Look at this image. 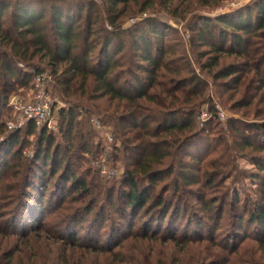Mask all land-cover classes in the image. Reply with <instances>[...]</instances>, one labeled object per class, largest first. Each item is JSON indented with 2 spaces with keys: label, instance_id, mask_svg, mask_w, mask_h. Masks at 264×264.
<instances>
[{
  "label": "rangeland",
  "instance_id": "1",
  "mask_svg": "<svg viewBox=\"0 0 264 264\" xmlns=\"http://www.w3.org/2000/svg\"><path fill=\"white\" fill-rule=\"evenodd\" d=\"M4 1L11 4L17 0ZM77 1L91 2L101 8L102 1L107 2ZM164 1L128 0L118 4L117 10L122 12L120 20L124 29L142 24L147 18L155 19L160 30H164L163 44L170 53L167 60H172L171 69L181 70L180 78H191L188 72L192 71L204 85L203 95L198 100L201 102L195 108L197 138L189 140L182 153L176 155L181 165L189 163L191 167L195 165L183 156L186 152L196 155L200 171L190 176L198 179L200 184L176 193L173 174L163 178L149 192L150 199L178 197L185 216L182 213L173 224L169 214L159 229V223L149 219L150 216L144 220L145 211L134 216L136 212L126 207L124 195L128 187L125 173L133 170L139 157L122 151L121 133L116 131L112 123V108L109 109L115 103L109 105L106 99L91 100L93 95L90 92L82 98L66 97L53 80L48 93L52 102L53 127L50 131L47 129L53 145L48 157L54 156L58 146L59 150L67 146L58 133L59 110L76 108V121L80 126L74 128L72 141L75 142L76 132L83 134L89 129L90 154L81 156L78 163L70 161L69 169L88 186L94 180L93 184L103 186L105 193H98L99 190L92 191V195L73 193L70 182L62 179L68 166L66 159L59 167L51 160L36 162L34 156L39 132L28 137L22 130L18 133L17 145L9 155L6 154L4 144L12 132L19 130H9L7 124L19 116L18 105L31 100L32 93L12 86L7 91L6 104L0 108V264H8L7 254L13 256L11 264H224L226 260L233 264H264V250L256 243L262 240L264 224L258 228L247 220L264 198V172L256 165L261 164L264 168V152L257 151L264 146V137L255 128L264 124V102L261 101L264 90L257 91L255 85L251 89L248 87V91L246 87L235 89L229 79L213 81L212 76L217 72L239 65L241 61L219 56L218 66L210 69L209 60L215 55L208 48L192 42V33L188 32V26L193 25L197 17L214 18L257 0H245L235 7H232L235 0H171L168 4ZM143 7L145 11L141 12ZM105 8L101 12L103 18L106 16ZM10 14L11 8L8 17L1 19L2 28H11ZM4 50L6 48L0 46V51ZM28 65L18 64L17 68L31 73L39 69L51 76L52 69L47 61L34 60ZM248 101L251 104L244 105ZM210 106L221 110L224 119L216 117L205 124L209 119ZM95 121L99 128H96ZM133 134L126 133V138L131 139ZM245 141L250 147L244 145ZM19 152L21 159L17 161ZM172 164L173 161L167 159L157 168L162 170ZM211 164L223 167L216 169L222 174L215 178V184L206 187L201 176ZM174 168L175 172L180 171L178 165L175 164ZM43 172L46 173L44 181L40 179ZM215 173L210 169V177ZM137 182L140 190L149 187L139 176ZM108 190L111 191V200L107 198ZM209 201L210 209H207L204 203ZM239 216L243 219L241 228L236 221ZM143 225L149 226V233L153 232L154 236L146 240L142 236L132 238L131 233H142ZM183 235L191 240H203L185 244L181 238ZM211 239L217 245L230 241V246H239L236 255L228 258L230 248L224 251L210 247L207 242ZM92 246L113 253L110 256L99 255ZM207 248H210V255L217 256L214 261H205Z\"/></svg>",
  "mask_w": 264,
  "mask_h": 264
},
{
  "label": "trees",
  "instance_id": "2",
  "mask_svg": "<svg viewBox=\"0 0 264 264\" xmlns=\"http://www.w3.org/2000/svg\"><path fill=\"white\" fill-rule=\"evenodd\" d=\"M127 1H102L101 8L91 2L77 0H17L11 4L1 0L0 46L6 50L0 51V108L6 104V94L12 86L32 92L34 77L41 71L35 69L34 73L22 72L18 70L17 65L26 64L28 67L34 60L47 61L52 69L51 82L46 88L47 93L54 80V85L66 97L82 98L90 92L89 94L93 95L91 100L106 99L109 105L115 103V106L111 105L109 109L112 108L111 115L114 120L112 123L116 131L121 133L122 151L139 157L138 164L133 170L125 173L128 187V192L124 195L126 207L136 212L134 216L145 211L144 220L150 216L149 219L159 223L160 229L169 214L174 224L182 213L185 216V212L181 210L179 205L181 201L178 197L171 200L163 196L150 199V190L163 178L173 174L176 193L200 184L198 179L190 176L193 172L200 171L196 155L186 152L183 156L195 167H191L189 163L181 165V160H178L176 155L182 153L189 140L197 138L195 108L201 102L198 100L203 95L204 85L192 71L188 72L191 78H180L181 70L171 69L172 60L169 62L167 60L170 53L163 44L164 30H160L155 19L147 18L142 24H136L128 29L123 28V22L120 20L122 12L117 10V5ZM169 2L171 0H165L164 4ZM9 8L11 28L6 29L2 28L1 19L8 17ZM104 8L105 18L101 13ZM140 11H145V7ZM83 16L85 18L82 22ZM188 32L192 33V42L208 48L210 53L215 55L209 60L210 69L218 66L219 56L233 57L241 61L239 65H231L217 72L212 76L213 81L229 79L235 89L246 87L248 91L255 85L257 91L264 90V0H257L249 6L237 8L214 18L197 17L193 25L188 26ZM204 56L206 54H203ZM250 101L244 105H250ZM261 101L264 102V94ZM58 116L60 120L58 133L67 144L64 149L59 150L58 146L54 156L48 157L53 145L52 138L47 135L48 128L43 126L37 130L33 122L29 121L17 132L10 134L9 140L3 146L6 147V154L9 155L12 148L17 145L20 139L19 132L25 130L28 137L39 132L38 149L34 156L36 162L40 160L46 163L51 160L59 167L66 159L68 166L62 179L70 182L73 193L92 195L94 193L92 191L96 190H99L98 193H105L103 186L93 184L94 180L88 186L85 180L78 178L69 169L70 161L78 163L81 156L90 154L91 132L87 129L86 133L81 134L79 130L80 132H76L74 142L73 130L80 126L76 121L78 116L76 108L61 109ZM216 117V109L210 106L209 119L205 124L212 122ZM255 128L264 137V124ZM125 131L134 132L133 137L126 138ZM244 145L250 147L247 141ZM257 151L264 152V146ZM20 155L19 152L17 161L21 159ZM167 159H171L173 164L165 169H158L157 167ZM175 164L180 168L179 172H175ZM211 165L207 166L208 169L201 176L206 187L215 184V178L222 174L216 170L218 165ZM256 165L264 172L261 164ZM6 168L4 163V169ZM210 169L216 171L211 177ZM45 175V172L41 174L42 181L45 180ZM52 176L50 174V177ZM138 176L148 183L147 189H139ZM107 192V198L111 200V191ZM197 201L202 202L201 199ZM204 207L210 209V201L205 202ZM248 217L250 223L257 225L258 228L262 227L264 198ZM236 221L241 228L242 217L239 216ZM190 225L188 223V226ZM197 225L199 224L195 226L198 227ZM144 227L146 229L143 228L141 234L131 233L132 238L141 236L145 240L152 238L154 234L149 233L150 230L147 228L149 226ZM181 238L185 244L203 240L200 237L191 240L187 235ZM229 242L223 241L217 245L211 239L207 243H210L212 248H221L224 251L230 248L228 258H231L236 255L239 246H230ZM256 243L264 250V234L262 240ZM92 247L99 255L110 256L113 253L97 246ZM205 252H207L205 261H214L217 258L210 255V248L205 249ZM12 257V254H7L8 264H11ZM224 264L233 263L226 260Z\"/></svg>",
  "mask_w": 264,
  "mask_h": 264
},
{
  "label": "built area",
  "instance_id": "3",
  "mask_svg": "<svg viewBox=\"0 0 264 264\" xmlns=\"http://www.w3.org/2000/svg\"><path fill=\"white\" fill-rule=\"evenodd\" d=\"M245 0H235L232 3V7L238 6V4L242 3ZM50 77L45 72H40L35 75L33 80V89L31 93V100L19 104V116L8 122L7 128L9 130H16L22 128L27 122H33L35 128L37 130L41 129L43 126L51 129L52 126V102L49 98V94L46 91V88L49 84ZM217 117L221 120L224 119V113L216 109ZM96 128H99V124L95 121ZM56 128V124L54 122V130Z\"/></svg>",
  "mask_w": 264,
  "mask_h": 264
}]
</instances>
